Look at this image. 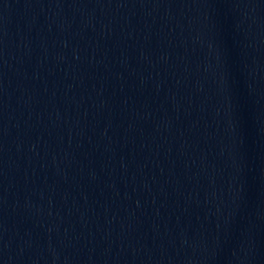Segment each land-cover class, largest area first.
Listing matches in <instances>:
<instances>
[{
	"label": "water",
	"instance_id": "1",
	"mask_svg": "<svg viewBox=\"0 0 264 264\" xmlns=\"http://www.w3.org/2000/svg\"><path fill=\"white\" fill-rule=\"evenodd\" d=\"M0 264H264V0H0Z\"/></svg>",
	"mask_w": 264,
	"mask_h": 264
}]
</instances>
